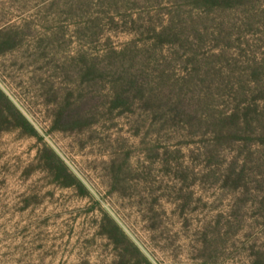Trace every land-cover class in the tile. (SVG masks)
<instances>
[{
	"label": "rangeland",
	"instance_id": "rangeland-1",
	"mask_svg": "<svg viewBox=\"0 0 264 264\" xmlns=\"http://www.w3.org/2000/svg\"><path fill=\"white\" fill-rule=\"evenodd\" d=\"M5 39L0 264H264V0H0Z\"/></svg>",
	"mask_w": 264,
	"mask_h": 264
},
{
	"label": "trees",
	"instance_id": "trees-1",
	"mask_svg": "<svg viewBox=\"0 0 264 264\" xmlns=\"http://www.w3.org/2000/svg\"><path fill=\"white\" fill-rule=\"evenodd\" d=\"M242 0H192V4L198 10V13H205L206 17L210 13H213L215 10L227 9L230 8L233 4H238ZM167 28V27H166ZM166 28H161L156 31L157 28L153 29V40L155 44L162 43H171L176 37L175 29L172 32L166 34ZM172 28V27H171ZM163 37H166L167 40H162ZM188 35H184V39L188 40ZM8 39H5L0 43L2 50L10 48L6 46L8 44ZM171 41V42H170ZM189 43V42H188ZM0 119L4 123H10L15 127H19L22 130L28 133H35L32 125L25 118V116L16 108V106L11 102V100L1 91L0 89ZM46 165L53 172L54 177L57 181L64 186L76 185L79 182L74 177V175L68 170L65 163L56 155L52 150L50 154L46 157ZM112 232H109V237L113 239L121 238L124 239L127 243V246L138 251L137 247L127 238L123 233L121 228L112 220Z\"/></svg>",
	"mask_w": 264,
	"mask_h": 264
}]
</instances>
